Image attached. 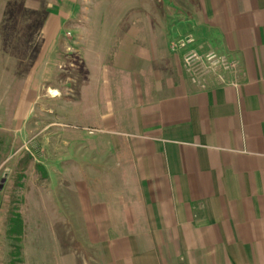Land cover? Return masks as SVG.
Masks as SVG:
<instances>
[{
	"label": "crops",
	"instance_id": "crops-1",
	"mask_svg": "<svg viewBox=\"0 0 264 264\" xmlns=\"http://www.w3.org/2000/svg\"><path fill=\"white\" fill-rule=\"evenodd\" d=\"M161 1L112 0L134 8L110 3L117 20L87 28L86 52L77 37L71 43L83 66L70 64V101L85 96L97 120L89 133L98 134L84 145L72 132L71 145L87 154L56 159L79 176L54 191L57 225L84 227L86 244L60 262L264 264V0ZM188 36L195 42L171 50ZM190 48L239 59V73L227 75L238 84L193 83L184 69ZM79 81L93 88L82 92ZM12 141L0 137V161ZM112 161L122 168L114 184Z\"/></svg>",
	"mask_w": 264,
	"mask_h": 264
},
{
	"label": "rangeland",
	"instance_id": "rangeland-1",
	"mask_svg": "<svg viewBox=\"0 0 264 264\" xmlns=\"http://www.w3.org/2000/svg\"><path fill=\"white\" fill-rule=\"evenodd\" d=\"M110 3L117 10L134 8V2L112 0H0V137L5 143L13 139L7 157L0 161V264H61L63 252L86 246L84 227L57 225L63 220L54 209V191L67 189L79 176L69 172L73 168H60L65 162L59 165L56 159L71 162L72 154H87L86 146L79 151L71 145L72 132L79 133L84 145L91 133L98 134L89 133L97 120L87 117L85 96L82 103L70 101V64L74 60L83 66L82 54L73 56L71 51L77 37L80 51L86 52L87 28L117 20L109 18ZM45 27L59 30L45 32ZM78 84L83 92L90 83ZM54 89L59 92L56 96ZM94 89L100 93V87ZM28 105L32 113L26 119ZM28 155L32 160L25 163ZM81 163L84 176L87 164ZM110 166V183L122 181L119 164L112 161ZM44 201L46 211L39 209ZM17 215L26 223L21 234L12 232L11 217ZM78 229L82 232L76 233Z\"/></svg>",
	"mask_w": 264,
	"mask_h": 264
},
{
	"label": "built area",
	"instance_id": "built-area-1",
	"mask_svg": "<svg viewBox=\"0 0 264 264\" xmlns=\"http://www.w3.org/2000/svg\"><path fill=\"white\" fill-rule=\"evenodd\" d=\"M194 39L190 36L175 40L171 44V50L184 49L192 44ZM184 67L191 81L199 87H208L210 79L219 83H232L229 81L228 74L237 75L240 71V61L226 53H219L214 50L201 52L196 48H190L184 55Z\"/></svg>",
	"mask_w": 264,
	"mask_h": 264
},
{
	"label": "trees",
	"instance_id": "trees-1",
	"mask_svg": "<svg viewBox=\"0 0 264 264\" xmlns=\"http://www.w3.org/2000/svg\"><path fill=\"white\" fill-rule=\"evenodd\" d=\"M30 160H32V157L28 155L24 162L26 163ZM39 167H42V166L39 165ZM11 223L14 224L12 232H15L16 234L24 233V227L26 223H25V220L22 217H20V215L11 217Z\"/></svg>",
	"mask_w": 264,
	"mask_h": 264
},
{
	"label": "bare ground",
	"instance_id": "bare-ground-1",
	"mask_svg": "<svg viewBox=\"0 0 264 264\" xmlns=\"http://www.w3.org/2000/svg\"><path fill=\"white\" fill-rule=\"evenodd\" d=\"M54 94H58L56 91H54Z\"/></svg>",
	"mask_w": 264,
	"mask_h": 264
},
{
	"label": "water",
	"instance_id": "water-1",
	"mask_svg": "<svg viewBox=\"0 0 264 264\" xmlns=\"http://www.w3.org/2000/svg\"><path fill=\"white\" fill-rule=\"evenodd\" d=\"M4 181H5V180L3 179V180H2V183H3Z\"/></svg>",
	"mask_w": 264,
	"mask_h": 264
}]
</instances>
